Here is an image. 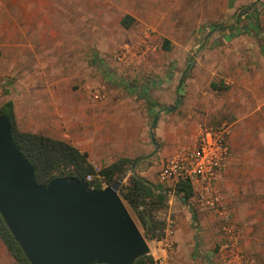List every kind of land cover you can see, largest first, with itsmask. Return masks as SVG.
<instances>
[{
	"label": "rangeland",
	"instance_id": "rangeland-1",
	"mask_svg": "<svg viewBox=\"0 0 264 264\" xmlns=\"http://www.w3.org/2000/svg\"><path fill=\"white\" fill-rule=\"evenodd\" d=\"M232 2L0 0V32L4 42L9 37L0 57L12 64L9 80L54 76L61 89L125 104L126 121H117L115 110L101 130L104 150L85 152L92 171L103 176L115 168L111 179L130 191L143 164L156 179L169 156L196 144L200 130L225 131L230 160L215 189L226 211L238 209L225 221L199 205L197 192L192 202L174 185L157 184L164 199L155 213L158 237L145 239L148 264H264V64L245 60L258 57L249 44L264 58V23L259 13L246 16L264 9V0ZM126 152L132 157L123 158ZM170 198L188 221L168 218ZM194 203L213 221H199ZM0 264H17L1 240Z\"/></svg>",
	"mask_w": 264,
	"mask_h": 264
},
{
	"label": "water",
	"instance_id": "water-1",
	"mask_svg": "<svg viewBox=\"0 0 264 264\" xmlns=\"http://www.w3.org/2000/svg\"><path fill=\"white\" fill-rule=\"evenodd\" d=\"M0 217L30 264H134L149 253L118 194L75 177L36 183L0 114Z\"/></svg>",
	"mask_w": 264,
	"mask_h": 264
},
{
	"label": "crops",
	"instance_id": "crops-1",
	"mask_svg": "<svg viewBox=\"0 0 264 264\" xmlns=\"http://www.w3.org/2000/svg\"><path fill=\"white\" fill-rule=\"evenodd\" d=\"M232 1V5L238 7L241 3L248 0ZM257 1L258 0H249L250 3ZM258 13L261 21L264 23V9L258 6L256 9L253 7L249 10L246 16H257ZM250 29L252 30V28ZM7 34L9 33L7 32ZM4 37L3 32H0V50H9V47L6 46H9V37L6 39V42H4ZM3 44H6V47ZM249 46L256 52L258 57H246V64H264V58L260 57V53H258L259 49L255 45L249 44ZM249 54L250 53H248V55ZM6 56H8V53ZM2 58L3 57H0V108L6 104L11 105L15 127L19 133L39 135L63 141L82 153L93 152L94 150L102 152L106 146L105 143L107 139L104 134L101 133V130L104 129L105 123L109 122L111 114L116 110L118 112L117 121H126L124 117L125 113L122 111V106L125 104L122 100L117 99L116 96L107 95L102 98H96L98 97V95H96L97 93L92 94L87 91L67 88L61 89L59 83L56 82L57 78L54 76L50 78L47 77L44 81H37L40 77L36 75H22L18 77V79L11 81L7 76L9 71L8 66L12 64H2ZM207 58L208 57L202 59L201 67H205V65L209 64ZM4 66L5 68H3ZM2 76H6L5 80ZM121 114L123 117H121ZM122 157L131 158L132 156L126 152ZM229 157L226 165L230 160ZM144 165L145 164H143V167L140 166V168H138L137 176L154 185L160 184L158 179L152 176L150 169L146 170V166ZM223 171L221 172L222 174L220 173L218 176L221 181L223 175L226 173V170ZM221 181L219 180L216 184L220 185ZM161 185L165 186L169 184ZM192 191L195 195L196 192L194 190ZM219 191L221 192V189ZM188 199H191L192 202L196 201L195 196H191ZM222 201L221 209L227 212L230 217V212L234 208L232 207L231 211L228 209L226 211L223 206L224 202ZM168 204V218L173 217L175 221L189 220V217L185 218L184 211L180 209V206L174 202V198H170ZM194 204L198 211L199 221H213V218L210 216L211 212L204 211L197 203ZM237 209L234 210L236 211ZM230 220L232 221V218Z\"/></svg>",
	"mask_w": 264,
	"mask_h": 264
},
{
	"label": "trees",
	"instance_id": "trees-1",
	"mask_svg": "<svg viewBox=\"0 0 264 264\" xmlns=\"http://www.w3.org/2000/svg\"><path fill=\"white\" fill-rule=\"evenodd\" d=\"M123 26L125 28L130 26L128 18L123 20ZM0 114H6L9 117L12 138L18 150L34 167L36 183L45 185L52 178L69 176L85 180L86 175L92 172V168L87 163L86 154L81 153L70 144L39 135L19 133L15 127L10 104L1 107ZM115 172H117L115 168L106 169L102 172L106 185L118 184V194L133 209L143 231L144 239H156L160 225L157 222L155 213L160 209L164 199L162 187L154 185L141 177L132 176V190L129 191L117 183L116 180L111 179V174ZM88 185L101 191L99 186H94V183ZM175 190L182 193L184 199H188L193 195L191 186L188 183L177 184ZM0 240L17 264H30L1 217ZM150 261L149 256H143L137 259L134 264H148Z\"/></svg>",
	"mask_w": 264,
	"mask_h": 264
},
{
	"label": "built area",
	"instance_id": "built-area-1",
	"mask_svg": "<svg viewBox=\"0 0 264 264\" xmlns=\"http://www.w3.org/2000/svg\"><path fill=\"white\" fill-rule=\"evenodd\" d=\"M229 153L224 130H200L195 145L179 149L163 162L157 179L160 184L174 186L188 183L197 192L196 200L200 206L215 211L223 220L228 221L229 214L221 209L220 193L215 186ZM100 170L95 167L84 181L94 183V186L103 190L107 185ZM89 188L96 190L94 187Z\"/></svg>",
	"mask_w": 264,
	"mask_h": 264
}]
</instances>
